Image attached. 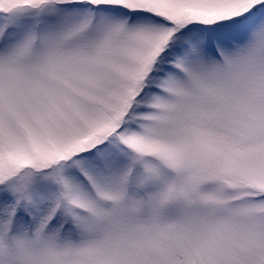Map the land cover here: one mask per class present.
Instances as JSON below:
<instances>
[{
  "label": "snow or ice",
  "instance_id": "1",
  "mask_svg": "<svg viewBox=\"0 0 264 264\" xmlns=\"http://www.w3.org/2000/svg\"><path fill=\"white\" fill-rule=\"evenodd\" d=\"M0 264H264V0H0Z\"/></svg>",
  "mask_w": 264,
  "mask_h": 264
}]
</instances>
